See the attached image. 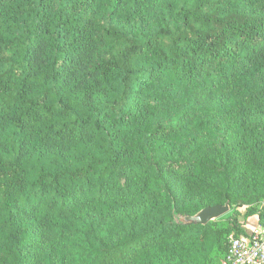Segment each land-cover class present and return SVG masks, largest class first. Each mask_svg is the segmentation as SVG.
<instances>
[{
	"label": "trees",
	"instance_id": "1",
	"mask_svg": "<svg viewBox=\"0 0 264 264\" xmlns=\"http://www.w3.org/2000/svg\"><path fill=\"white\" fill-rule=\"evenodd\" d=\"M240 207L264 228V0H0V264H222Z\"/></svg>",
	"mask_w": 264,
	"mask_h": 264
},
{
	"label": "built area",
	"instance_id": "2",
	"mask_svg": "<svg viewBox=\"0 0 264 264\" xmlns=\"http://www.w3.org/2000/svg\"><path fill=\"white\" fill-rule=\"evenodd\" d=\"M227 264H264V228H254L250 235H229L225 256Z\"/></svg>",
	"mask_w": 264,
	"mask_h": 264
},
{
	"label": "water",
	"instance_id": "3",
	"mask_svg": "<svg viewBox=\"0 0 264 264\" xmlns=\"http://www.w3.org/2000/svg\"><path fill=\"white\" fill-rule=\"evenodd\" d=\"M229 210L228 204L220 205H212L207 206L201 209L198 213L193 216L184 217L182 220L184 222L191 223H205L209 220L217 219L220 215L226 213Z\"/></svg>",
	"mask_w": 264,
	"mask_h": 264
},
{
	"label": "rangeland",
	"instance_id": "4",
	"mask_svg": "<svg viewBox=\"0 0 264 264\" xmlns=\"http://www.w3.org/2000/svg\"><path fill=\"white\" fill-rule=\"evenodd\" d=\"M244 209H245L244 207H240V208H239V211H240V213H241V215H239V219H240V221L242 222L243 226H247V225H249V224L252 223V219L250 220V218H248V217H244V216H243V213H244V211H245ZM228 213H229V210H228L226 213L220 215L219 217H221V216H223V215H226V214H228ZM219 217H218V218H219ZM250 222H251V223H250Z\"/></svg>",
	"mask_w": 264,
	"mask_h": 264
},
{
	"label": "crops",
	"instance_id": "5",
	"mask_svg": "<svg viewBox=\"0 0 264 264\" xmlns=\"http://www.w3.org/2000/svg\"><path fill=\"white\" fill-rule=\"evenodd\" d=\"M258 227L259 226L256 223H251L247 226H244V228L247 229V231H252L254 228H258ZM222 264H227L225 259L223 260Z\"/></svg>",
	"mask_w": 264,
	"mask_h": 264
}]
</instances>
